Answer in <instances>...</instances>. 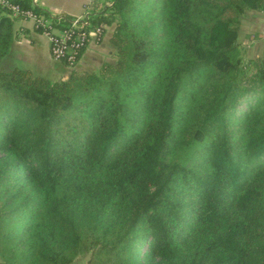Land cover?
<instances>
[{
  "label": "trees",
  "instance_id": "1",
  "mask_svg": "<svg viewBox=\"0 0 264 264\" xmlns=\"http://www.w3.org/2000/svg\"><path fill=\"white\" fill-rule=\"evenodd\" d=\"M109 2L59 81L1 66L0 19V264H264V0Z\"/></svg>",
  "mask_w": 264,
  "mask_h": 264
},
{
  "label": "crops",
  "instance_id": "2",
  "mask_svg": "<svg viewBox=\"0 0 264 264\" xmlns=\"http://www.w3.org/2000/svg\"><path fill=\"white\" fill-rule=\"evenodd\" d=\"M91 0H37L36 8L49 20L73 19L79 17L84 7ZM29 4V0H27ZM82 12V13H81ZM0 19L6 25L5 42L6 53L1 61L3 67H18L28 70L32 75L46 78L50 81H59L69 73V70L60 62L53 61L48 52L47 38L34 30L29 22L10 18L4 11L0 12ZM241 35H244L243 25L251 27L253 34L259 40L261 56L264 57V10L246 13L241 19ZM246 34V33H245ZM103 39V37H102ZM93 43L90 40L82 52L76 71L94 70L108 56L109 48L102 40Z\"/></svg>",
  "mask_w": 264,
  "mask_h": 264
},
{
  "label": "built area",
  "instance_id": "3",
  "mask_svg": "<svg viewBox=\"0 0 264 264\" xmlns=\"http://www.w3.org/2000/svg\"><path fill=\"white\" fill-rule=\"evenodd\" d=\"M37 0H29V8L24 9L13 0H0V8L4 9L10 18L29 22L34 30L43 34L48 41L50 58L55 62H64L67 68H73L77 63L82 50L91 41L99 42L105 27L99 25L91 30L88 27L89 18L98 12L94 0L84 7L83 13L73 19L49 20L40 13H35ZM64 22V28H58L60 22Z\"/></svg>",
  "mask_w": 264,
  "mask_h": 264
},
{
  "label": "rangeland",
  "instance_id": "4",
  "mask_svg": "<svg viewBox=\"0 0 264 264\" xmlns=\"http://www.w3.org/2000/svg\"><path fill=\"white\" fill-rule=\"evenodd\" d=\"M94 5L97 6L96 10L100 11L101 9H104L106 7H109L110 6V2H109V0H94ZM243 31H244V35L247 36V37H249L248 40L245 39V36H242L241 35V37H240V43L243 46H247L246 47V51L247 52H246V56L244 58H246V59H249V58L250 59H256V58L262 57L261 56V51H260V45L261 44H259V40H257V38L255 37V35L253 34L251 27L248 28V26L243 25ZM111 32H112V26L106 28L105 31H104L103 39L101 37V39L104 40V43H106V45H107V38H109V35H110ZM101 39L99 40V42L101 41ZM99 42H97V43H99ZM108 55H110V54H108ZM80 56H79V58H80ZM79 58H78V60H79ZM108 58H109V56H107L105 60H107ZM75 65H74V67H75ZM99 66H97V68H95V69H98ZM141 249H144V246ZM88 258H89V254L79 255L76 258H74V260L72 261L71 264H88L89 263L88 262Z\"/></svg>",
  "mask_w": 264,
  "mask_h": 264
}]
</instances>
